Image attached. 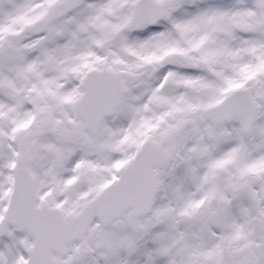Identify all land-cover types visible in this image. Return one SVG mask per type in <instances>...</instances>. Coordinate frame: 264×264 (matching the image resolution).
Segmentation results:
<instances>
[{"label": "snow or ice", "instance_id": "1", "mask_svg": "<svg viewBox=\"0 0 264 264\" xmlns=\"http://www.w3.org/2000/svg\"><path fill=\"white\" fill-rule=\"evenodd\" d=\"M0 264H264V0H0Z\"/></svg>", "mask_w": 264, "mask_h": 264}]
</instances>
